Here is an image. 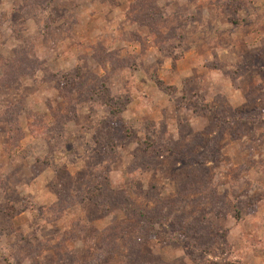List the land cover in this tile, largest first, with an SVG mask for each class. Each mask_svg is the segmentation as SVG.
Masks as SVG:
<instances>
[{"label": "rangeland", "instance_id": "obj_1", "mask_svg": "<svg viewBox=\"0 0 264 264\" xmlns=\"http://www.w3.org/2000/svg\"><path fill=\"white\" fill-rule=\"evenodd\" d=\"M0 264H264V0H0Z\"/></svg>", "mask_w": 264, "mask_h": 264}]
</instances>
